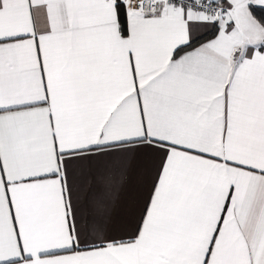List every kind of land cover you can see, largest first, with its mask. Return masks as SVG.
Here are the masks:
<instances>
[{
    "label": "snow or ice",
    "instance_id": "snow-or-ice-1",
    "mask_svg": "<svg viewBox=\"0 0 264 264\" xmlns=\"http://www.w3.org/2000/svg\"><path fill=\"white\" fill-rule=\"evenodd\" d=\"M0 264H264V0H0Z\"/></svg>",
    "mask_w": 264,
    "mask_h": 264
}]
</instances>
